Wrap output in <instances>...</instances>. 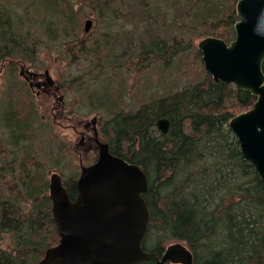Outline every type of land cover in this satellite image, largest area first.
Masks as SVG:
<instances>
[{
    "label": "trees",
    "instance_id": "trees-1",
    "mask_svg": "<svg viewBox=\"0 0 264 264\" xmlns=\"http://www.w3.org/2000/svg\"><path fill=\"white\" fill-rule=\"evenodd\" d=\"M237 1L90 0L100 9L103 20L109 15L115 19L114 13L133 7L135 20L149 25L150 54L166 66L168 75L178 72L186 77L181 89L163 92L135 111L109 110L113 113H106L102 126L111 153L139 165L149 178L143 197L151 220L143 248L152 256L135 264H156L166 246L174 242H183L192 251L194 264H264V185L241 154L229 127L230 120L251 109L257 97L234 84H216L208 72L188 80L186 69L190 65L188 52L196 40L209 36L228 43L234 40ZM35 2L41 3L44 13L58 19L59 27L73 19L65 12L63 0ZM1 5L5 11L0 13V63L7 61L10 69L19 61L33 67L41 47V34L34 29L37 24L22 0H0ZM154 22L161 27L159 38L153 32ZM107 46L89 44L86 49L101 50L102 58L98 53H86V62L94 61L101 67ZM80 48L81 42L73 45L69 41L62 52L68 59ZM194 48L200 58L201 52ZM137 51L146 55L143 48L133 50ZM101 75L99 71L98 80ZM88 85L81 82L82 87ZM13 92L11 97L21 96L14 104L12 99L5 107L0 104V241L10 239L9 246L0 247V264H39L46 250L59 242L48 179L39 164L41 153L33 149L37 140L33 132L43 130L44 122L25 91ZM160 119L170 121L167 133L158 129ZM4 147L16 150L11 154L13 159ZM64 185L74 200L77 180L71 177Z\"/></svg>",
    "mask_w": 264,
    "mask_h": 264
},
{
    "label": "rangeland",
    "instance_id": "rangeland-1",
    "mask_svg": "<svg viewBox=\"0 0 264 264\" xmlns=\"http://www.w3.org/2000/svg\"><path fill=\"white\" fill-rule=\"evenodd\" d=\"M6 1L16 2L4 0L5 3ZM22 1L30 13L32 22L37 24L34 29L41 34L39 38L41 43L38 45L41 47L33 67L19 61L22 65L14 62V69H10L7 67V61L0 63V104L1 107H5L11 104V99L14 104V101L21 97H11L14 94V92L11 94L12 90L25 91L34 112L38 113L44 122L43 130L33 132L37 137L33 149L37 150L36 153H41L39 164L46 174L48 183L53 172L60 174L64 182L71 177L77 180L81 166H88L93 162V157L87 156L84 152L85 146L80 143L81 136L77 130H86L85 124L90 123L96 116L101 121L97 128L101 131L102 140L106 142L102 126L107 120L106 113L111 112L109 110L114 113L120 110L135 111L143 104L151 102L149 99L163 92L172 93L181 89L186 77L178 72L176 75H168L166 66H162L159 59L150 54L149 25L144 21L135 20L133 7L127 11H117L114 13L115 19L109 15L103 20L100 9L94 4L91 5L90 0H63L65 12L73 19L65 22L66 26L62 28L57 25L58 19L44 13L41 3L35 0ZM91 6L97 11L94 12ZM4 11L5 8L1 5L0 13ZM18 12L21 10L18 9ZM87 19L94 22L89 34L84 30ZM169 23L171 31L177 32L176 28L172 27L174 22L171 19ZM152 26L154 34L159 38L162 33L161 27L158 28L155 22ZM200 40L202 39L193 42V48L188 52L190 64L186 68L190 74L188 80L198 79L202 76L201 73H207L202 54L199 58L195 53L194 47L199 50ZM69 41H72L73 45H79L81 42L82 48L74 57H71L70 53L67 59L62 49ZM89 44L95 45L96 48L98 44L108 45L102 52L104 63L101 67L94 61L86 62V53L98 55L101 53L98 49L95 52L86 49ZM142 48L143 52L146 50V55L141 56L142 51L133 52ZM99 57L102 58L100 55ZM89 62L93 66L89 65ZM23 65L40 73L48 69L56 84L61 87L60 96H63V101H59V94L54 98L47 94L38 97L36 91L29 90L28 82L20 76ZM99 71L102 75L98 80ZM95 78L98 80L97 83L92 82ZM75 80L78 83L72 84L71 82ZM81 82H88L89 85L82 87ZM108 91L112 94L111 98ZM102 100L114 107L110 108ZM57 105L60 109L53 112V107ZM2 146L3 142L0 143V152ZM4 148L10 151L9 159H13L11 154L16 150ZM1 156L3 154H0ZM37 157L35 156L33 160L37 161ZM9 244V237L0 241L2 248Z\"/></svg>",
    "mask_w": 264,
    "mask_h": 264
},
{
    "label": "water",
    "instance_id": "water-1",
    "mask_svg": "<svg viewBox=\"0 0 264 264\" xmlns=\"http://www.w3.org/2000/svg\"><path fill=\"white\" fill-rule=\"evenodd\" d=\"M236 13V37L230 44L207 37L198 48L205 70L216 83H232L257 97L253 107L233 117L229 126L243 157L253 164L264 185V0H239ZM92 27L93 21L86 20L85 31ZM20 75L27 80L38 76L29 70L24 74L23 69ZM157 123L164 132L170 125L167 119ZM77 185L78 196L72 201L62 177L51 174L49 196L60 240L46 250L39 264H135L149 260L152 254L142 247L151 220L143 198L149 186L146 171L110 154L108 146L102 145L97 162L82 168ZM167 263L194 264V256L184 243L174 242L157 260V264Z\"/></svg>",
    "mask_w": 264,
    "mask_h": 264
},
{
    "label": "flooded vegetation",
    "instance_id": "flooded-vegetation-1",
    "mask_svg": "<svg viewBox=\"0 0 264 264\" xmlns=\"http://www.w3.org/2000/svg\"><path fill=\"white\" fill-rule=\"evenodd\" d=\"M19 64H21V63L19 62ZM50 75H51L50 71L48 70V74L47 73H45V74L40 73V75L38 77H36L35 79L29 78L28 80L25 79V81L28 82V85H29V87H30V89L32 91H36V95L38 97H40L41 93H43V92H45L47 95H49V96H51L53 98L55 96H57V94H59V101H63V99H64L63 96H60L61 87L58 84H56L54 79H53V81L51 80L52 82L48 81V79L50 78ZM213 81H214V79H213ZM223 83H225V82H223ZM216 84H219V83H216ZM227 84H232V83H227ZM59 109H60V107L57 105V106L53 107L52 111L56 112ZM100 123H101L100 120L96 121L95 123L94 122L86 123L85 124V129L86 130H77V132L81 136L80 143L85 146L84 152L85 151L87 152L86 153L87 156H92L93 157V162L91 164H94V163L97 162L98 156H99L98 151H100V148H101L102 145H107L108 146V152L110 154H112L111 151H110V144H109L110 140H109V138L107 136H105V134L103 133V136L106 137L105 139L107 140L106 142H104L102 140L101 131L97 128V126ZM92 132H93V134H92ZM96 133H98V136H99L97 138V141H96V138H95ZM112 155H115V154H112ZM115 156H117V155H115ZM117 157H119V156H117ZM124 161H126V160H124Z\"/></svg>",
    "mask_w": 264,
    "mask_h": 264
},
{
    "label": "bare ground",
    "instance_id": "bare-ground-1",
    "mask_svg": "<svg viewBox=\"0 0 264 264\" xmlns=\"http://www.w3.org/2000/svg\"><path fill=\"white\" fill-rule=\"evenodd\" d=\"M22 69L24 70V74H25V71H26V69L24 68V67H22ZM22 69H21V71H22ZM21 73V72H20ZM215 81V80H214ZM220 83V82H219ZM226 83V82H225ZM161 120V119H160ZM168 120V119H167ZM169 121V120H168ZM170 122V121H169ZM157 125H158V129L161 131V132H163V133H167L168 132V130H169V128H170V125H169V127H168V129H167V131H163L162 129H161V127L159 126V124L157 123ZM242 154V153H241ZM120 158V157H119ZM122 159V158H121ZM249 161V160H248ZM250 162V161H249ZM251 163V162H250ZM252 164V163H251ZM253 165V164H252ZM254 167V166H253ZM142 168V167H141ZM254 169H255V167H254ZM256 170V169H255ZM49 185H50V183H49ZM77 190H78V185H77ZM77 196H78V194H77ZM77 196H76V198H77ZM76 198L74 199V200H72V201H75L76 200ZM146 252H148V251H146ZM158 260V259H157ZM157 264V263H156Z\"/></svg>",
    "mask_w": 264,
    "mask_h": 264
}]
</instances>
